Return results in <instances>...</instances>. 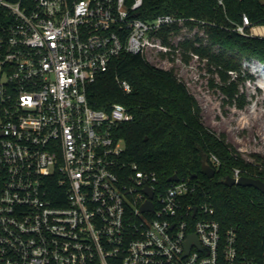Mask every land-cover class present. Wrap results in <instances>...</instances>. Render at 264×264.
<instances>
[{"label": "built area", "instance_id": "obj_1", "mask_svg": "<svg viewBox=\"0 0 264 264\" xmlns=\"http://www.w3.org/2000/svg\"><path fill=\"white\" fill-rule=\"evenodd\" d=\"M142 5L0 0V264H256L239 256L235 229L212 217L199 181L165 182L124 158L113 135L133 119L123 104H89L87 86L113 59L173 50L161 31L185 18L144 20ZM232 24L264 38V23L245 13ZM210 161L216 170L218 157ZM147 201L152 209L141 210ZM190 234L199 244L186 251Z\"/></svg>", "mask_w": 264, "mask_h": 264}, {"label": "trees", "instance_id": "obj_2", "mask_svg": "<svg viewBox=\"0 0 264 264\" xmlns=\"http://www.w3.org/2000/svg\"><path fill=\"white\" fill-rule=\"evenodd\" d=\"M164 13L183 17L185 22L161 31L162 42L205 59L208 70L219 75V87L229 101L242 108L244 97L237 87L250 77L242 62L264 64V38L237 33L232 21H239L245 13L252 23H264V1L224 0L223 7L217 0H143L138 16L152 20ZM182 27H198L205 37L186 38L174 45L169 36L178 35ZM188 58L184 54V59ZM117 77L130 83L129 92L118 85ZM86 93L93 108L109 110L113 103H120L132 114V120L113 128V135L124 142L126 160L154 170L165 182L173 174L199 181L200 192L214 207L212 217L222 229H235L239 256L264 264V193L253 186L224 183L234 168H239L242 176L264 180V163L255 165L236 157L224 135L203 124L200 104L173 68L152 65L140 53L122 54L87 86ZM211 154L218 157L219 164L209 178L202 164H211Z\"/></svg>", "mask_w": 264, "mask_h": 264}, {"label": "rangeland", "instance_id": "obj_3", "mask_svg": "<svg viewBox=\"0 0 264 264\" xmlns=\"http://www.w3.org/2000/svg\"><path fill=\"white\" fill-rule=\"evenodd\" d=\"M174 37V45L186 38L205 37L194 27L181 29ZM205 42V41H203ZM188 55V60L184 59ZM169 59V61L167 60ZM148 55L149 62L164 69H174L201 107V121L217 135H224L225 143L234 149L236 157L255 165L264 163V64L257 60H244L242 68L250 77L240 81L238 94L244 97V106L237 107L220 89V77L208 70L207 61L178 45L168 57ZM232 78L235 74H231ZM259 158V160L257 159ZM238 167V166H234Z\"/></svg>", "mask_w": 264, "mask_h": 264}, {"label": "water", "instance_id": "obj_4", "mask_svg": "<svg viewBox=\"0 0 264 264\" xmlns=\"http://www.w3.org/2000/svg\"><path fill=\"white\" fill-rule=\"evenodd\" d=\"M202 170H204V173L209 177L212 178L217 171L209 164V163H203L202 164ZM179 176L177 174H173L169 177V181L178 180ZM224 183L228 186L232 185H241V186H253L260 190L262 193H264V180L260 178L255 177H249V176H240L237 180L233 178L232 176H227L224 180ZM149 195H152V190L148 191ZM152 209V204L150 201H147L146 204H143L141 210H147ZM195 242L197 245L198 239L194 234H190L188 236V239L185 243L186 245V251L189 250L191 244Z\"/></svg>", "mask_w": 264, "mask_h": 264}, {"label": "bare ground", "instance_id": "obj_5", "mask_svg": "<svg viewBox=\"0 0 264 264\" xmlns=\"http://www.w3.org/2000/svg\"><path fill=\"white\" fill-rule=\"evenodd\" d=\"M262 68H264V67H262ZM263 72H264V69H263Z\"/></svg>", "mask_w": 264, "mask_h": 264}]
</instances>
